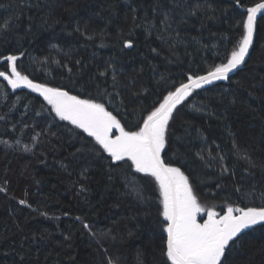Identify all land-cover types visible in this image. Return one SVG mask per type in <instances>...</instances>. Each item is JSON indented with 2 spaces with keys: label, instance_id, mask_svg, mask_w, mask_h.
Listing matches in <instances>:
<instances>
[{
  "label": "trees",
  "instance_id": "obj_1",
  "mask_svg": "<svg viewBox=\"0 0 264 264\" xmlns=\"http://www.w3.org/2000/svg\"><path fill=\"white\" fill-rule=\"evenodd\" d=\"M263 1L0 0V72L12 75L15 55L33 82L102 103L137 131L189 76L227 63ZM161 155L188 177L202 219L264 207V10L244 66L173 110ZM162 212L154 177L0 77V264H170ZM242 236L227 264H264V224Z\"/></svg>",
  "mask_w": 264,
  "mask_h": 264
},
{
  "label": "snow or ice",
  "instance_id": "obj_2",
  "mask_svg": "<svg viewBox=\"0 0 264 264\" xmlns=\"http://www.w3.org/2000/svg\"><path fill=\"white\" fill-rule=\"evenodd\" d=\"M261 10H264V3H257L247 9L246 34L238 49L232 51L227 63L215 66L207 75L189 76L187 83L180 84L164 97L163 102L150 112L137 131H126L102 103L83 100L59 88L34 83L17 70L18 57L15 55L6 58L11 62L12 75L0 72V76L5 77L13 89L27 86L42 93L61 119L71 121L94 137L112 160H130L137 172L155 178L162 196V215L167 222L166 250L163 255L170 264H227L226 251L231 252L239 246L246 230L264 224V207H228L219 218L214 210H208V218L203 223L199 222L197 217L205 209L198 202L188 177L180 168L166 164L161 155L166 145L169 120L176 106L190 96L194 89L212 81L227 80L228 74L245 62L253 41L257 13ZM2 27L7 29L8 24ZM128 46L131 47V41ZM113 128L119 129V135L114 138L110 135ZM242 158L250 159L246 153ZM128 183L137 198L143 199L142 187L134 178ZM110 264L113 262L110 261Z\"/></svg>",
  "mask_w": 264,
  "mask_h": 264
},
{
  "label": "water",
  "instance_id": "obj_3",
  "mask_svg": "<svg viewBox=\"0 0 264 264\" xmlns=\"http://www.w3.org/2000/svg\"><path fill=\"white\" fill-rule=\"evenodd\" d=\"M261 3H264V1L263 2H261ZM262 11V10H261ZM259 14H260V12L259 13H257V17H256V20H255V30H254V34H253V41H252V44L250 45V47H249V52H248V55L245 57V62L243 63V64H241V65H239L236 69H233V71L232 72H230L228 75H230V74H232V73H234V72H236L237 70H239L240 68H242L243 66H244V64L246 63V61H247V59H248V57H249V55H250V52H251V50H252V48H253V45H254V42H255V38H256V30H257V19H258V16H259ZM205 75H207V74H205ZM201 76H203V75H201ZM0 77H3V76H0ZM5 80H7L5 77H3ZM8 81V80H7ZM35 83V82H34ZM187 83V82H186ZM39 84V83H38ZM11 85V84H10ZM21 87H27V86H21ZM28 88V87H27ZM31 89V88H30ZM34 90V89H33ZM64 91V90H63ZM38 93H40V92H38ZM40 94H42V93H40ZM43 95V94H42ZM71 95V94H70ZM43 97H44V95H43ZM45 98V97H44ZM110 135H111V133H110Z\"/></svg>",
  "mask_w": 264,
  "mask_h": 264
},
{
  "label": "rangeland",
  "instance_id": "obj_4",
  "mask_svg": "<svg viewBox=\"0 0 264 264\" xmlns=\"http://www.w3.org/2000/svg\"><path fill=\"white\" fill-rule=\"evenodd\" d=\"M114 134L119 135V129L113 128V130H112V132H111V135H112L113 138L116 136V135H114ZM200 216H201V213L198 215L197 219H198V221L201 222V223H203V221L206 220V219L208 218V217H207L206 219H202ZM217 218H219V217H217Z\"/></svg>",
  "mask_w": 264,
  "mask_h": 264
}]
</instances>
